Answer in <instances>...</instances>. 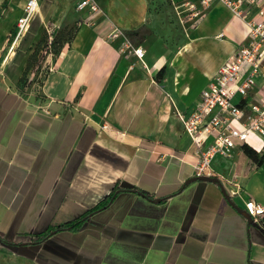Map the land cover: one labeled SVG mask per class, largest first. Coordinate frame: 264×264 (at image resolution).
Here are the masks:
<instances>
[{
    "label": "crops",
    "instance_id": "crops-1",
    "mask_svg": "<svg viewBox=\"0 0 264 264\" xmlns=\"http://www.w3.org/2000/svg\"><path fill=\"white\" fill-rule=\"evenodd\" d=\"M183 1L97 0L92 13L60 0L77 28L41 97L18 92L0 68V264H264V227L241 213L247 200L264 206V162L238 149L214 156L216 178L196 177L177 116L248 28L220 4L190 24ZM37 3L43 21L68 19L58 0L46 12ZM115 191L80 229L32 244Z\"/></svg>",
    "mask_w": 264,
    "mask_h": 264
},
{
    "label": "built area",
    "instance_id": "built-area-1",
    "mask_svg": "<svg viewBox=\"0 0 264 264\" xmlns=\"http://www.w3.org/2000/svg\"><path fill=\"white\" fill-rule=\"evenodd\" d=\"M70 1L77 11H100L97 0ZM217 4L245 23L246 39L201 90L190 112L177 113L194 146V174L207 178L217 177L210 166L214 156L232 158L235 151L244 146L253 148L251 137L264 149V0H187L179 7L197 22ZM37 9V0H28L25 15L19 19V28L27 29ZM119 33L113 29L109 38H117ZM124 47L129 46L125 43ZM133 53L140 60L144 58L141 48L133 49ZM241 213L264 227V206L247 200Z\"/></svg>",
    "mask_w": 264,
    "mask_h": 264
},
{
    "label": "rangeland",
    "instance_id": "rangeland-1",
    "mask_svg": "<svg viewBox=\"0 0 264 264\" xmlns=\"http://www.w3.org/2000/svg\"><path fill=\"white\" fill-rule=\"evenodd\" d=\"M27 1L0 0V68L6 66L15 74L14 83L18 92L24 95L32 92L39 99V87L51 59L70 41L77 28V13L72 6H63L58 0V6L67 9V20L62 21L61 18L57 24L53 18L43 21L38 15H33L35 17L27 29H21L19 18L25 15ZM50 4V0H41L44 12ZM177 8L183 12L180 7ZM183 13L189 20L187 13ZM195 23L190 20V24Z\"/></svg>",
    "mask_w": 264,
    "mask_h": 264
},
{
    "label": "trees",
    "instance_id": "trees-1",
    "mask_svg": "<svg viewBox=\"0 0 264 264\" xmlns=\"http://www.w3.org/2000/svg\"><path fill=\"white\" fill-rule=\"evenodd\" d=\"M73 35H74V33H73ZM71 39H72V37H71ZM243 149L248 155L251 156V159L254 162H257V163L264 162V152L260 153L259 151L255 150V149H253L251 147H247V146H244ZM116 194H117V191L113 192L108 197L106 202H102L99 206H96L95 208H93L92 210L88 211L87 213H85L83 216H81L80 218H78L75 221H72V222L64 224L63 226H59V227L51 229V231H49L44 236H41L38 239H36L32 244L42 243L43 241H45L51 235V233H54V232H58V231H75V230L80 229L90 216H92L94 213L104 209L110 203V201L115 197ZM9 244H12V243H9ZM13 245H16V244H13Z\"/></svg>",
    "mask_w": 264,
    "mask_h": 264
},
{
    "label": "water",
    "instance_id": "water-1",
    "mask_svg": "<svg viewBox=\"0 0 264 264\" xmlns=\"http://www.w3.org/2000/svg\"><path fill=\"white\" fill-rule=\"evenodd\" d=\"M248 223L255 224V223L252 222V220L250 218L248 219ZM255 225H257V224H255Z\"/></svg>",
    "mask_w": 264,
    "mask_h": 264
}]
</instances>
